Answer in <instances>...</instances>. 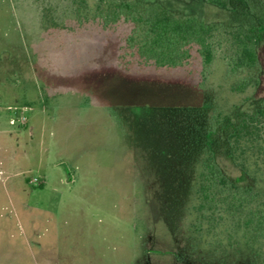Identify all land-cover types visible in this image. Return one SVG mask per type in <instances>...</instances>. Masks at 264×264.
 <instances>
[{
	"label": "rangeland",
	"instance_id": "374dc122",
	"mask_svg": "<svg viewBox=\"0 0 264 264\" xmlns=\"http://www.w3.org/2000/svg\"><path fill=\"white\" fill-rule=\"evenodd\" d=\"M136 1L251 21L247 0ZM95 8L0 0V264H264V153L234 158L226 137L264 104V31L251 70L141 67L118 57L131 24L102 28ZM209 154L245 172L247 207L196 208Z\"/></svg>",
	"mask_w": 264,
	"mask_h": 264
},
{
	"label": "trees",
	"instance_id": "16d2710c",
	"mask_svg": "<svg viewBox=\"0 0 264 264\" xmlns=\"http://www.w3.org/2000/svg\"><path fill=\"white\" fill-rule=\"evenodd\" d=\"M95 1L93 17L98 19L102 28H115L119 22L131 24L118 56L124 64L134 62L141 67L205 72L218 55L224 60L228 73L251 70L259 64L257 46L264 31V0H247L251 21L244 25H225L194 15L176 17L136 0ZM205 1L221 9L229 8L228 0ZM245 85L243 81L239 87ZM226 127L233 157L245 155L248 151L249 155H263L264 104ZM241 165L246 167L244 162ZM243 181L244 171L230 180L209 154L203 159L199 172L196 208L201 211H228L231 207H247L258 193L250 187L240 192L239 183Z\"/></svg>",
	"mask_w": 264,
	"mask_h": 264
}]
</instances>
